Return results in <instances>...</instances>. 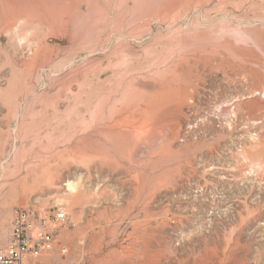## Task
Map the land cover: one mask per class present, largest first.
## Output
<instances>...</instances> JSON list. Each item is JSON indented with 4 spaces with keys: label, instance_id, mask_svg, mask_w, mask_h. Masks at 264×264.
<instances>
[{
    "label": "rangeland",
    "instance_id": "rangeland-1",
    "mask_svg": "<svg viewBox=\"0 0 264 264\" xmlns=\"http://www.w3.org/2000/svg\"><path fill=\"white\" fill-rule=\"evenodd\" d=\"M137 12L0 0V249L33 211L46 264H264L261 153L225 108L250 92L226 46L264 45V0Z\"/></svg>",
    "mask_w": 264,
    "mask_h": 264
},
{
    "label": "bare ground",
    "instance_id": "bare-ground-1",
    "mask_svg": "<svg viewBox=\"0 0 264 264\" xmlns=\"http://www.w3.org/2000/svg\"><path fill=\"white\" fill-rule=\"evenodd\" d=\"M18 1L24 3V0ZM181 1L188 0H134V7L138 8V12L135 13L136 15H132V20H142L143 18L148 17V13L159 11L162 6H167L171 3L178 4ZM30 3L33 4L32 1H30L29 4ZM34 5L39 11L44 13L38 5ZM168 11V13H171V10ZM245 35L246 37H243L246 40L241 46L236 45L235 47L233 45V47H231L226 43V48L235 59L240 60L239 65L242 62L239 68L237 67V71L238 74L240 73L250 84V92L247 94H241L235 98L233 102L226 104L225 108L229 109L230 113L234 114L236 118H241L244 123L248 125V136L254 134L257 137V142L254 143V147H259L261 154L259 155V158L255 160L257 163L256 166L258 167L254 172L259 175V173L264 170V61L259 57L255 48H259L261 52L264 53V45H260L252 36L248 34ZM235 39H238L237 35L235 36ZM229 52H226L225 50L223 53L227 54V56L225 54V60L222 59L225 65L227 64L226 59L230 55ZM257 65L260 66L263 71L256 69L255 66ZM255 162L249 161L250 165L248 164L247 166L253 167V165L256 164ZM68 188L73 192L76 190V185L70 184Z\"/></svg>",
    "mask_w": 264,
    "mask_h": 264
},
{
    "label": "built area",
    "instance_id": "built-area-1",
    "mask_svg": "<svg viewBox=\"0 0 264 264\" xmlns=\"http://www.w3.org/2000/svg\"><path fill=\"white\" fill-rule=\"evenodd\" d=\"M25 214L26 217L22 220L19 218L15 224L8 244L0 249V264H46L52 250V235L45 231L48 219L43 216L46 219L43 224H35L34 212L27 211ZM53 219L60 224L66 217L64 213L57 212ZM24 222L26 226L22 227ZM61 253L65 254L66 250L63 248Z\"/></svg>",
    "mask_w": 264,
    "mask_h": 264
}]
</instances>
